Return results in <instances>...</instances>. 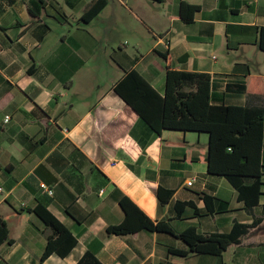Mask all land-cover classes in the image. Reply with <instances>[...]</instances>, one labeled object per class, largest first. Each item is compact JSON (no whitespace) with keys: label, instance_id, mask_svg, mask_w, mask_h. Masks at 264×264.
I'll use <instances>...</instances> for the list:
<instances>
[{"label":"crops","instance_id":"0c3cea01","mask_svg":"<svg viewBox=\"0 0 264 264\" xmlns=\"http://www.w3.org/2000/svg\"><path fill=\"white\" fill-rule=\"evenodd\" d=\"M97 1L0 0V217L12 240L0 247V264H78L87 252L103 264H264V221L221 256L190 253L179 234L252 224L264 196L246 208L209 173L208 134H157L115 92L136 70L163 96L171 67L208 74L212 104L264 109V95L228 89L264 77V0H109L88 20ZM183 3L198 7L191 23ZM160 186L174 192L167 204ZM205 195L227 211L208 210ZM123 196L174 235L109 233L125 220ZM178 202L192 206L180 212ZM39 205L76 238L66 257L40 263L54 232L34 212Z\"/></svg>","mask_w":264,"mask_h":264},{"label":"trees","instance_id":"16d2710c","mask_svg":"<svg viewBox=\"0 0 264 264\" xmlns=\"http://www.w3.org/2000/svg\"><path fill=\"white\" fill-rule=\"evenodd\" d=\"M109 0H98L88 12V20L94 19L108 4ZM198 7L183 3L181 17L186 23L194 19ZM264 47V29H262ZM166 61L167 53L160 54ZM211 77L208 74L179 71L169 67L166 91L162 96L136 70L128 72L115 86V92L148 128L161 134L163 130L191 131L209 135L207 154L210 174L224 177L238 192L239 200L248 209L258 207L264 196V109L231 105H215L211 102ZM232 92L264 95V77L249 75L241 84H231ZM131 135H134L133 130ZM173 191L158 189L162 204L170 202ZM120 205L125 212L122 224L108 229L115 235L135 234L142 230L164 232L174 235L165 224H155L129 198L121 197ZM208 210L216 204L221 211L228 209V203L205 195ZM192 206V203L178 202L177 207ZM34 212L53 229L48 245L40 260L43 263L52 254L66 257L76 246L72 233L45 207L37 206ZM262 215L252 224H236L229 234L205 237L191 228L178 235L190 247V253L221 256L230 245L239 243L241 237L260 226ZM9 229L0 217V247L12 243ZM170 254L187 256L188 252L170 250ZM78 264H103L95 254L87 252ZM161 264H172L170 262Z\"/></svg>","mask_w":264,"mask_h":264},{"label":"built area","instance_id":"2783aa9c","mask_svg":"<svg viewBox=\"0 0 264 264\" xmlns=\"http://www.w3.org/2000/svg\"><path fill=\"white\" fill-rule=\"evenodd\" d=\"M9 120H10V116H7L5 121L8 122ZM192 185H193V181L188 182V186L191 187ZM40 187H41V189H42L44 192H46V193L49 194L50 196H53L54 191H53L52 189H50L49 186H47V184H45V183H41V184H40ZM0 191H2L1 188H0Z\"/></svg>","mask_w":264,"mask_h":264}]
</instances>
